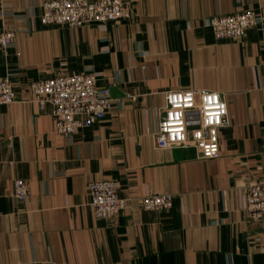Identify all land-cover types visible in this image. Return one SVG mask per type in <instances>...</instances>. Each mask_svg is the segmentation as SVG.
Returning <instances> with one entry per match:
<instances>
[{
	"label": "crops",
	"instance_id": "crops-1",
	"mask_svg": "<svg viewBox=\"0 0 264 264\" xmlns=\"http://www.w3.org/2000/svg\"><path fill=\"white\" fill-rule=\"evenodd\" d=\"M44 0H0V27L16 31L0 49V76L16 98L0 105V264H264V222L244 209L262 178L264 0H123L129 16L82 27L44 26ZM254 11L255 26L218 40L216 16ZM89 73L108 87L106 116L64 137L28 84ZM223 94L228 123L219 155L155 148L167 90ZM26 180L25 200L13 181ZM114 180L130 198L110 221L97 218L87 184ZM173 195L145 210L147 194Z\"/></svg>",
	"mask_w": 264,
	"mask_h": 264
},
{
	"label": "built area",
	"instance_id": "built-area-1",
	"mask_svg": "<svg viewBox=\"0 0 264 264\" xmlns=\"http://www.w3.org/2000/svg\"><path fill=\"white\" fill-rule=\"evenodd\" d=\"M129 16L123 0H44L40 22L44 26L82 27L106 24ZM257 14L242 11L212 17L209 26L216 39H238L256 25ZM16 31L0 27V49L12 44ZM31 101L40 108L48 106L54 131L64 137L102 120L113 106L108 87H98L89 73L61 74L28 84ZM16 98L15 84L8 76H0V105ZM164 106L159 112L157 130L153 134L155 148L174 147L197 150L201 158L219 155V131L228 123L227 104L223 94L211 90L177 89L164 93ZM262 178L249 184L244 193V209L251 220L264 222V150L261 156ZM114 180H93L87 184L90 206L97 218L112 221L130 198L116 195ZM13 196L25 200L30 193L26 180L13 181ZM173 195L147 194L140 198L145 210H167Z\"/></svg>",
	"mask_w": 264,
	"mask_h": 264
}]
</instances>
